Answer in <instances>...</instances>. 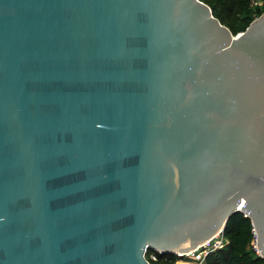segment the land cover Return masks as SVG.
I'll use <instances>...</instances> for the list:
<instances>
[{
	"label": "water",
	"instance_id": "water-1",
	"mask_svg": "<svg viewBox=\"0 0 264 264\" xmlns=\"http://www.w3.org/2000/svg\"><path fill=\"white\" fill-rule=\"evenodd\" d=\"M237 211L264 258V11L0 0V264H149Z\"/></svg>",
	"mask_w": 264,
	"mask_h": 264
},
{
	"label": "trees",
	"instance_id": "trees-1",
	"mask_svg": "<svg viewBox=\"0 0 264 264\" xmlns=\"http://www.w3.org/2000/svg\"><path fill=\"white\" fill-rule=\"evenodd\" d=\"M202 1L209 5L212 14L225 24L233 34L237 30V25L229 21L232 14H241V28L244 30L248 23L262 11L261 7H258L254 16L249 15L247 13L249 0ZM251 227L252 224L248 216L239 211L233 213L223 228L226 242L207 253L203 264H264V258L256 255L250 247ZM179 258L174 253L158 254V260L155 261V264H174Z\"/></svg>",
	"mask_w": 264,
	"mask_h": 264
},
{
	"label": "built area",
	"instance_id": "built-area-1",
	"mask_svg": "<svg viewBox=\"0 0 264 264\" xmlns=\"http://www.w3.org/2000/svg\"><path fill=\"white\" fill-rule=\"evenodd\" d=\"M252 232V239L250 241V247L254 251L256 255H260V252L256 246V236L254 232L253 226L251 227ZM226 242V239L223 235V230L217 232L214 234L211 238L203 242L202 244L198 245L194 249L188 252L183 253H177L176 255L178 257H185L188 259H192L195 264H203L204 257L207 253L210 251H213L214 249L220 247ZM158 252L150 250L149 252H146L145 257L149 264H155V261L158 260Z\"/></svg>",
	"mask_w": 264,
	"mask_h": 264
},
{
	"label": "rangeland",
	"instance_id": "rangeland-1",
	"mask_svg": "<svg viewBox=\"0 0 264 264\" xmlns=\"http://www.w3.org/2000/svg\"><path fill=\"white\" fill-rule=\"evenodd\" d=\"M258 7H261L262 11H264V0H249V4H248V8H247V13L251 16H254L256 14V12L258 11ZM256 17V16H255ZM229 21L232 24H236L237 25V30L234 34H237L239 32H241L243 30V28H241V21H242V17L241 14H232L229 18ZM193 261L192 259H188L185 257H180L178 261ZM194 262V261H193Z\"/></svg>",
	"mask_w": 264,
	"mask_h": 264
},
{
	"label": "crops",
	"instance_id": "crops-1",
	"mask_svg": "<svg viewBox=\"0 0 264 264\" xmlns=\"http://www.w3.org/2000/svg\"><path fill=\"white\" fill-rule=\"evenodd\" d=\"M179 259H177L175 262H174V264H195V262H193V261H186V262H184V261H178Z\"/></svg>",
	"mask_w": 264,
	"mask_h": 264
}]
</instances>
